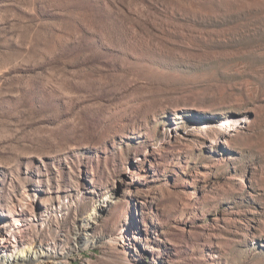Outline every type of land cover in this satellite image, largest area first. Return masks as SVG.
<instances>
[{"label":"rangeland","instance_id":"obj_1","mask_svg":"<svg viewBox=\"0 0 264 264\" xmlns=\"http://www.w3.org/2000/svg\"><path fill=\"white\" fill-rule=\"evenodd\" d=\"M9 234L63 264H264V0H0Z\"/></svg>","mask_w":264,"mask_h":264},{"label":"bare ground","instance_id":"obj_2","mask_svg":"<svg viewBox=\"0 0 264 264\" xmlns=\"http://www.w3.org/2000/svg\"><path fill=\"white\" fill-rule=\"evenodd\" d=\"M101 208L102 205H99L98 209H93L92 215L96 216L99 214ZM92 219L89 218L88 222ZM59 256L60 254L53 251L50 246L44 250L40 248L34 249L24 245L14 235L11 236L9 234L0 240V264H40L43 260H47L49 264H61V261H57Z\"/></svg>","mask_w":264,"mask_h":264}]
</instances>
